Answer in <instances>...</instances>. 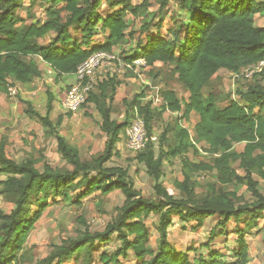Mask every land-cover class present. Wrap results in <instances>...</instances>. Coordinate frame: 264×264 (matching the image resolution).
I'll return each instance as SVG.
<instances>
[{
    "label": "trees",
    "instance_id": "16d2710c",
    "mask_svg": "<svg viewBox=\"0 0 264 264\" xmlns=\"http://www.w3.org/2000/svg\"><path fill=\"white\" fill-rule=\"evenodd\" d=\"M36 1L0 0V90L6 91L10 80L27 85L32 78L39 77L42 72L38 61L54 74L55 81L72 76L92 54L113 52L114 47L131 39L134 32L127 30L125 13L129 12L134 18L144 16L149 4L147 0L138 5H133L131 0H122L115 3L120 7L113 9L118 6L113 7L111 0L110 11L103 16L99 9L110 0H42L46 3L45 19L39 22L30 12ZM168 1L158 0L153 15V19H158L157 34L148 37L135 54L123 58L143 57L149 71L157 63L171 66L185 88L187 98H178L171 89L162 90V109L181 112L186 121L192 112L198 116L192 126L194 138L186 127L180 128L176 132L177 144L162 152L151 140L154 111L150 101L143 104L134 99L131 102L146 128L144 147L135 158L152 178L156 200L146 198L136 189L125 169L106 165L117 154L120 133L128 125L112 119L110 107L106 105V101L113 98L106 94L113 77L98 83L85 102L97 104L98 129L105 138L103 149L89 161H82L78 148L53 127L51 102L45 115L28 105L26 114L52 132L58 152L71 169L60 170L44 163L43 171H40L37 159L31 156L16 162L7 156L5 142L0 139V175L5 177L0 180V195L14 197V209L8 214L0 213V264H10L17 258L28 232L42 216L45 203L25 218L26 208L32 201L50 195L66 200L74 188L81 186L83 188L77 191L73 202L76 206L95 192L107 195L114 190L123 195V204L116 208V216L102 231L90 233L86 228L81 237L57 246L55 252L37 264H51L54 260L57 264L72 262L75 253L83 249L89 260L94 246L109 244L114 234L119 246L112 252L103 251L98 257L100 264H118L120 258L129 256L139 264H249L243 229L236 230L237 248L233 260L223 261L219 251L208 249L207 257L199 255L198 262H194L188 255L190 249L177 250L168 240L167 228L171 221L167 217L173 214L180 222L193 221L195 229L201 227L206 218L217 217L219 232L211 229L205 244L209 246L217 235L225 234L231 219L239 221L247 215L249 225L257 226V213H264V196L258 190V181L253 178L255 175L264 179V68L253 74V83L246 89L236 90V100L230 99L222 107H217L212 94L207 97L202 94L203 87L219 70L239 74L244 68L264 60V26L254 25L256 15L264 16V0H178L185 19L171 32L172 40L163 37L159 31L163 20L158 16ZM150 26V22H144L140 33L148 31ZM73 31L78 35L75 36ZM47 36H50L47 43L41 44L39 40ZM98 36H102V41L94 43ZM95 90L98 94L93 95ZM111 90L113 94L115 88ZM169 129H164L160 139H165ZM201 143L206 145L202 150L212 156L210 162L187 156L189 150L197 155L200 149L197 144ZM236 144H243L240 151L233 150ZM177 156L181 161L182 179L176 180L175 184L180 198L173 197L161 183L163 160ZM235 162L241 173L233 168ZM205 172L216 174L218 186L210 185L209 191L198 197V184L193 181L192 174ZM241 186L250 192V202L237 195ZM224 187L233 190H224ZM153 214H159V239L155 251L148 246L151 233L145 223V219Z\"/></svg>",
    "mask_w": 264,
    "mask_h": 264
},
{
    "label": "rangeland",
    "instance_id": "374dc122",
    "mask_svg": "<svg viewBox=\"0 0 264 264\" xmlns=\"http://www.w3.org/2000/svg\"><path fill=\"white\" fill-rule=\"evenodd\" d=\"M112 1L114 3L113 7L118 6L113 9H117L120 7V4L115 3L122 0ZM112 1L104 2L99 9L100 14L105 16L109 13ZM142 1L144 0H131V3L138 5ZM147 1L149 4L146 15L134 18L129 12L125 13V20L128 24L127 30L133 31L134 35L131 39L114 47L113 53L117 57L123 59L126 56L135 54L148 37L157 34L156 25L158 19H153V15L157 11L158 0ZM45 7L46 3L42 0H37L34 3L30 9L34 20L41 22L45 19ZM113 9L111 8V10ZM158 17L163 20V24L159 30L161 35L166 39L172 40L171 32L179 21L185 19V12L179 8L178 0H169ZM144 22H150L151 26L148 31L140 33V27ZM254 25L264 26V16L256 15ZM73 34L76 36L78 32L73 31ZM49 38L50 36H47L40 39L39 42L45 44ZM99 41H102V36L94 38L93 42L97 43ZM37 65L42 73L39 77L32 78L29 84L22 85L12 82V80L8 82L9 87L15 89V94L10 95L7 86L5 87L6 91L0 90V139H3L5 142L7 156L16 162H21L31 156L37 159V167L40 171H43L44 163L60 170H70L71 167L63 160L57 150L55 137L52 132L48 128L42 127L34 118L28 116L26 109L28 105H31L35 111L41 115H45L47 105L51 102L50 119L53 127L78 148L82 161H89L103 149L105 139L98 129L100 116L97 104L95 102L85 103L74 113L77 116L71 119V114L63 111L61 100L62 96L69 89L72 79L68 77L55 81L54 74L46 66L44 67L40 61H38ZM254 73H256L255 69L249 77H246L245 74L244 76H236V74H230L221 69L203 87L202 94L204 97L212 94L217 107H222L230 99H237L235 92L238 88L243 87V89H246V86L253 83L252 76ZM124 75L134 79V83L132 82L133 87L129 91L130 95L124 99L126 107L122 108L120 101L118 104H112L111 100L106 101V105L110 107L114 119L126 122L129 125L134 117L131 102L136 99V101L144 104L151 101L152 98L157 97L158 102L155 105H151L154 111V119L150 125L151 140L155 146H159L162 152L168 151L177 144L176 132L183 127L188 129L192 137L194 136L192 126L198 121L196 113L192 112L189 121H186L182 118L181 112L171 113L168 110L162 109L163 103L160 102L162 100L160 95L162 90L171 89L176 93L178 98H187V92L177 80V76L173 73L171 66L157 63L151 71L148 68L145 70L141 69L138 76L131 71L125 73L114 72L112 75L107 74L104 79L113 77V82L109 83L106 89L108 97L115 95V92L112 94L111 88H115L116 91L118 85L123 82L119 77H123ZM94 94H98V91L95 90ZM123 109L124 113H122ZM120 114L122 115L119 116ZM166 127L170 129L166 133L165 139H160ZM124 131L122 130L120 133L119 141L121 143L116 146L117 154L106 165L110 167L118 166L125 169L133 180L134 187L140 190L146 198L156 200L152 188L153 180L146 174L144 165L136 160L137 152H133L126 147L127 136ZM242 146L243 144H236L233 150L240 151ZM197 147L201 149H199L197 155H193L191 150H189L187 156L193 160L210 162L212 156L202 150L206 145L201 143L197 144ZM232 166L238 173L242 172L238 166V162L233 163ZM4 178V176L0 175V180ZM253 178L258 181V190L264 196V179L255 175ZM181 179L180 157L165 158L162 164L161 183L175 198L181 197L180 191L176 188L175 184L176 180ZM192 179L198 184V197L204 196L209 191L210 185L218 186L214 172L192 174ZM82 188V186L74 188V191L68 194L66 200L50 195L47 198L31 202L26 208L25 218L30 213H33L41 203H45L46 206L42 216L28 232L22 250L10 264H37L49 254L55 252L57 246L66 245L68 240H75L81 237L86 228L90 233L104 229L105 225L116 216V208L123 204V195L117 190L107 195L95 192L84 197L81 200V205L76 206L73 202L76 199L77 191ZM224 190H233V188L224 187ZM237 195H240L246 202L251 201V194L245 186L237 189ZM13 209L14 197L11 195H0V213L8 214ZM257 214L259 217L257 226L249 225L250 220L247 215H244L239 221L231 219L225 229V234L217 235L209 246H205V244L208 242L211 229H214L216 233L219 232L217 217L206 218L204 224L195 229L193 221L180 222L177 220V216L172 214L173 216L167 217L171 221L170 226L167 228L168 240L180 251L190 249L191 251H189L188 255L194 262H198L199 255L207 257L208 249L219 251L221 259L229 261L233 260V252L237 248V244L235 243L236 230L243 229L246 232L245 238L248 243L249 264H264V213L258 212ZM158 219L159 214L150 215L145 219V223L151 233L148 246L152 251L156 250L159 239L157 231ZM118 246L119 241L114 234L111 236L109 244H97L94 246L89 260L86 249H83L75 253L74 261L64 262L63 264H100L98 260L99 255L103 251L112 252ZM202 248L204 250H201ZM51 264H57V261L54 260ZM118 264H139V262L129 256L126 259L120 258Z\"/></svg>",
    "mask_w": 264,
    "mask_h": 264
},
{
    "label": "built area",
    "instance_id": "2783aa9c",
    "mask_svg": "<svg viewBox=\"0 0 264 264\" xmlns=\"http://www.w3.org/2000/svg\"><path fill=\"white\" fill-rule=\"evenodd\" d=\"M147 63L143 57L124 60L117 57L113 52L100 51L89 56L82 62L73 73L74 81L70 84L69 89L61 100V107L67 114H74L86 102L89 93L100 83L107 74L125 73L131 71L137 76L141 69L145 70ZM264 68V60L257 64L244 68L238 75L245 74L249 77L253 70L260 72ZM9 94H15V89L8 88ZM158 98L151 99L150 104L155 105ZM161 103L162 100H160ZM134 117L131 123L125 128L127 136L126 147L133 152H139L144 147L145 141V123L141 116L138 115L136 108H133Z\"/></svg>",
    "mask_w": 264,
    "mask_h": 264
},
{
    "label": "crops",
    "instance_id": "0c3cea01",
    "mask_svg": "<svg viewBox=\"0 0 264 264\" xmlns=\"http://www.w3.org/2000/svg\"><path fill=\"white\" fill-rule=\"evenodd\" d=\"M42 65L45 67V65L42 63ZM67 77H70L72 79V82L71 84L73 83L74 81V78H73V75H67ZM121 80H123V82H121L119 85H118V88L116 89L115 91V95L113 96L112 98V104H118V102L120 101V104H122V108H125V105H124V99L125 98H128L130 95V89L131 87H133V83H134V79L132 77H128L127 75H124L123 77L120 76L119 77ZM133 82V83H132ZM122 113H124V109L122 110ZM122 114H120L119 116H121ZM77 116V114H71V119L75 118ZM111 118H113V114H111ZM118 120V119H117ZM121 142L118 141L116 146H118ZM198 229V228H197ZM206 249V248H205ZM178 250V249H177ZM201 250H204V248H202Z\"/></svg>",
    "mask_w": 264,
    "mask_h": 264
}]
</instances>
